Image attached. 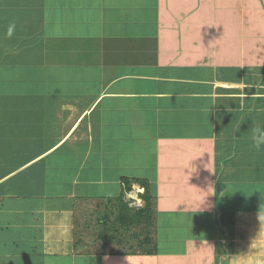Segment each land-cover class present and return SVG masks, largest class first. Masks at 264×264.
Wrapping results in <instances>:
<instances>
[{
  "label": "crops",
  "instance_id": "obj_1",
  "mask_svg": "<svg viewBox=\"0 0 264 264\" xmlns=\"http://www.w3.org/2000/svg\"><path fill=\"white\" fill-rule=\"evenodd\" d=\"M0 88V264H264V0H0Z\"/></svg>",
  "mask_w": 264,
  "mask_h": 264
},
{
  "label": "rangeland",
  "instance_id": "obj_2",
  "mask_svg": "<svg viewBox=\"0 0 264 264\" xmlns=\"http://www.w3.org/2000/svg\"><path fill=\"white\" fill-rule=\"evenodd\" d=\"M88 33V31L86 32ZM111 32H108L107 35H110ZM35 80V79H34ZM2 88H0L1 90ZM131 143V142H130ZM129 145V144H128ZM127 145V146H128ZM147 145L148 144H144ZM152 147V144H149ZM130 153L128 155H125V160L126 164L124 166V171L126 174L128 173L130 175H140L143 180H146L147 183L149 184L151 189H162L164 191V186L163 185H156V179L159 181L161 180L162 183L166 182V184L170 185V183L175 184V182H178V178L180 177L179 174H176L175 167L172 166V170L169 171L167 174H165L164 169L162 168L163 165H165V159L160 158L156 159L155 155L153 154V151L150 148H145L143 149V146L141 144H132L129 147L128 150ZM152 156V158L150 157ZM132 160V161H131ZM170 168L169 166H167ZM173 175V176H171ZM138 177V176H136ZM113 188V187H112ZM114 189V188H113ZM135 192H137V189H134ZM171 192V191H170ZM133 196H129L126 198L128 201H131V204L133 205L135 199L137 198L136 193L132 194ZM134 198V200H132ZM135 202H138L141 204L140 200H137ZM137 218L134 217V219ZM141 219V218H140ZM139 221V220H138ZM134 224H137V219ZM138 225H134V228L137 227Z\"/></svg>",
  "mask_w": 264,
  "mask_h": 264
},
{
  "label": "trees",
  "instance_id": "obj_3",
  "mask_svg": "<svg viewBox=\"0 0 264 264\" xmlns=\"http://www.w3.org/2000/svg\"><path fill=\"white\" fill-rule=\"evenodd\" d=\"M123 182L126 184V189L127 191L130 190L131 183H138L139 185L142 186L144 189L143 193L140 194L142 200L144 201V206L140 209L139 211V217L141 218V221H146L150 222L151 217L153 215V209H154V199L150 195L149 191V184L147 183L146 180L143 179H137V178H123Z\"/></svg>",
  "mask_w": 264,
  "mask_h": 264
},
{
  "label": "clouds",
  "instance_id": "obj_4",
  "mask_svg": "<svg viewBox=\"0 0 264 264\" xmlns=\"http://www.w3.org/2000/svg\"><path fill=\"white\" fill-rule=\"evenodd\" d=\"M251 140L255 149L264 148V125L255 126L251 129Z\"/></svg>",
  "mask_w": 264,
  "mask_h": 264
}]
</instances>
